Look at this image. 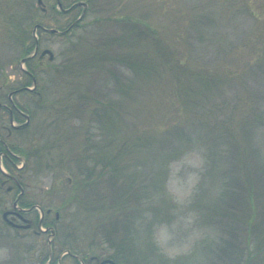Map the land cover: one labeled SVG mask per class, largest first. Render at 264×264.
Returning a JSON list of instances; mask_svg holds the SVG:
<instances>
[{"label": "rangeland", "instance_id": "374dc122", "mask_svg": "<svg viewBox=\"0 0 264 264\" xmlns=\"http://www.w3.org/2000/svg\"><path fill=\"white\" fill-rule=\"evenodd\" d=\"M82 1L0 0V264H264V0Z\"/></svg>", "mask_w": 264, "mask_h": 264}, {"label": "trees", "instance_id": "16d2710c", "mask_svg": "<svg viewBox=\"0 0 264 264\" xmlns=\"http://www.w3.org/2000/svg\"><path fill=\"white\" fill-rule=\"evenodd\" d=\"M104 61H105V59L107 60H119V61H121V62H125V63H128V64H133L134 65V61L135 60H132L131 59V57H128L126 54H123V55H119L118 57H114L112 54H108V55H105L104 56ZM31 71V70H30ZM26 76L28 77V78H30L27 74H26ZM29 82V81H28ZM0 145H1V143H0ZM0 149H2V146L0 147ZM5 162H6V164L9 166V163H8V160H5ZM109 162V161H108ZM111 162V161H110ZM105 166L107 167V165L105 164ZM110 167L112 168L113 167V163L111 162V165H110ZM91 170H93V169H91ZM92 176V171L90 172V176L89 177H91ZM92 179H94V180H90V183L91 184H94V182H95V179H97L96 177L95 178H92ZM76 186H80V187H82V189H86V188H88V186H89V178H88V176H84V177H82L81 179H78L77 178V180H76ZM90 188V187H89ZM69 200V199H68ZM122 208H124L123 206H122ZM108 239L110 240V241H114L115 240V238H114V236L111 234V233H109L108 234ZM114 239V240H113ZM111 244H112V242H111ZM117 245H118V243H117ZM122 244H120V248H118V247H116V250H115V253L114 254H112V255H110L109 257H111V258H113V259H117V256L118 255H120V254H122Z\"/></svg>", "mask_w": 264, "mask_h": 264}, {"label": "flooded vegetation", "instance_id": "af4514ba", "mask_svg": "<svg viewBox=\"0 0 264 264\" xmlns=\"http://www.w3.org/2000/svg\"><path fill=\"white\" fill-rule=\"evenodd\" d=\"M4 181H7V180H13V181H16L15 178H11V177H7L5 179H3ZM1 180V181H3ZM32 210H29L27 208H20V209H11L9 211V213L7 214L6 216V221L8 223V225L16 228V229H19V228H30L33 226V221L30 219V218H27L25 214H29L31 213ZM46 214L47 212H45V215L43 217V220L42 221H46Z\"/></svg>", "mask_w": 264, "mask_h": 264}, {"label": "water", "instance_id": "95a60500", "mask_svg": "<svg viewBox=\"0 0 264 264\" xmlns=\"http://www.w3.org/2000/svg\"><path fill=\"white\" fill-rule=\"evenodd\" d=\"M80 3L83 4L84 7L86 6V4H85L84 2H80ZM59 6H61L60 3H59ZM45 29L49 30L50 32H58V31H59L57 28H45ZM36 50H37V46L35 47V52H34V54L36 53ZM25 59H26V58H22V61H25ZM34 83H35V80H34ZM26 117H27V121L25 122V124L28 123V120H29L28 115H26ZM16 202H17V200L14 202V206L16 205ZM42 213H43V211H42ZM6 214H7V212H4V213H3V216L5 217ZM72 255H73L74 257H76V258H79V256H77L76 254H72ZM79 259H80V258H79ZM82 262H83V261H82ZM107 262H109V263H111V264H115V262H114L112 259H109V258H106V259L101 260L99 264H104V263H107Z\"/></svg>", "mask_w": 264, "mask_h": 264}]
</instances>
